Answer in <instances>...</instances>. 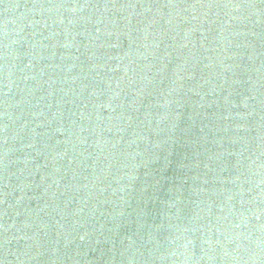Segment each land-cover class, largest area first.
<instances>
[{"label": "water", "instance_id": "95a60500", "mask_svg": "<svg viewBox=\"0 0 264 264\" xmlns=\"http://www.w3.org/2000/svg\"><path fill=\"white\" fill-rule=\"evenodd\" d=\"M168 2L0 0V264H264L262 0Z\"/></svg>", "mask_w": 264, "mask_h": 264}, {"label": "snow or ice", "instance_id": "6c2138e0", "mask_svg": "<svg viewBox=\"0 0 264 264\" xmlns=\"http://www.w3.org/2000/svg\"><path fill=\"white\" fill-rule=\"evenodd\" d=\"M137 2L136 4H131L130 6L132 7H136L138 6ZM180 4V2L177 3H172L171 0H169L168 3H165L164 7H176ZM193 5L196 6V9H214V8H228V7H233V8H240V7H251V8H255L257 5L255 4H231V3H218V2H212V0H207V2H204V0H195V2H193ZM47 7L49 8H55V9H60V8H67V9H73L71 7V4H64V3H60V4H52V5H48ZM259 7L261 8L262 11H264V0H262V3L259 5ZM262 128H264V120H262ZM262 135H264V132H262ZM264 142V141H262ZM28 239H32L31 237H28ZM82 239V236H81ZM29 246H26L25 248V254H27V250H28ZM40 253L38 252L37 255H39Z\"/></svg>", "mask_w": 264, "mask_h": 264}, {"label": "clouds", "instance_id": "9594fccd", "mask_svg": "<svg viewBox=\"0 0 264 264\" xmlns=\"http://www.w3.org/2000/svg\"><path fill=\"white\" fill-rule=\"evenodd\" d=\"M69 11H72V12H75L77 9H75V8H73V9H68ZM5 47L7 48V45H5ZM7 66V65H6ZM11 75V72L9 71L8 72V76H10ZM235 227H239V225H236ZM4 231L5 232H7L8 231V229H4ZM9 237H6V240H5V243L6 244H8V242H9ZM82 239H83V236H82ZM227 239H231V237H228ZM205 243H209L208 241H204ZM217 243H219V241H217ZM53 252H55V249H53ZM228 253L227 252H225V255H227ZM189 259H191V257L189 256V257H187L186 258V260L185 261H187V260H189ZM212 258H209V260H211ZM197 262L199 261V258L196 260Z\"/></svg>", "mask_w": 264, "mask_h": 264}]
</instances>
